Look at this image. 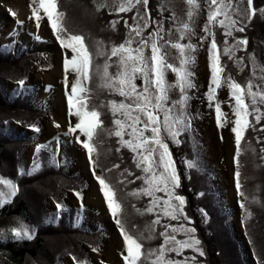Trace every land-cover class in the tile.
Wrapping results in <instances>:
<instances>
[{"label":"snow or ice","instance_id":"6c2138e0","mask_svg":"<svg viewBox=\"0 0 264 264\" xmlns=\"http://www.w3.org/2000/svg\"><path fill=\"white\" fill-rule=\"evenodd\" d=\"M183 2L186 6V19L178 17L175 13L170 17L158 15L156 19H152L149 0H100L95 4L97 12L107 9L110 14H120L135 9V14L131 17V24L128 19L123 20L127 32L122 42L103 45V41H97L95 53L88 47L83 35L69 32L64 23L65 13L59 10L58 0H33L30 5L29 19L35 21L37 30L46 17L52 35L60 49L65 52L63 70L66 89L68 74H75L70 92L66 91L65 96L67 115L75 117L76 122L74 125L69 122L62 135L74 137V140L69 142L79 145L87 154L92 175L99 185V192L123 239V264H201L197 257L205 255L201 241L196 236L197 229L184 223L187 221L188 225H191L192 221L185 212V196L177 192L181 187L182 178L177 172L168 143H180L178 137L191 128L193 116L189 102L193 97L189 95V91L197 88L191 66L196 62L195 53L198 46L207 42V67L210 77L208 90L204 95L209 107L215 102L218 128L228 121L217 100V91L224 87L228 90L231 101L229 106L234 117L231 120V132L234 134L236 157L241 154L245 133L249 129L257 131L256 125L264 121V66L258 65L254 56L249 54L252 74L242 85L231 74H225L226 66L222 63L224 56L233 61L240 71L244 70V58L237 57L236 53L247 49L248 39L234 36L235 32L245 31L241 20L236 18L242 17L239 5L234 4L233 0H203L207 19L202 28L203 35H198L195 24L200 15L201 2ZM246 11L248 20H251L257 11L264 15V7L254 8L253 0H247ZM11 15L15 16L16 13L12 12ZM16 23L21 26L23 24L19 20ZM119 23L118 19L109 22L112 31H118ZM150 25L154 27L150 28ZM217 29H221L223 33L222 49L218 47ZM193 37L199 40V45L191 42ZM35 39L41 38L37 35ZM185 40L188 42L184 43ZM169 49L174 50V53H170ZM100 58H103L102 65L97 62ZM169 73L175 78L172 82L168 79ZM94 78L98 82V89L112 97L99 105L91 102L93 89L90 82ZM18 83L21 88L24 87L23 80ZM173 92H178L176 98H173ZM100 108H106L110 114L109 125H105L102 119L104 114ZM54 126L60 127L59 124ZM32 130L40 131L35 126H32ZM100 130L107 136L116 138L119 145L115 149L117 153H120L121 149H127L132 154V163L139 174H134L125 167L119 174L118 182L125 186L136 181L141 182L139 187L133 188L127 195L137 200L148 198L145 207L137 209L141 215L155 216L147 228V236L144 233L135 236L126 229L121 219L122 204L115 188L103 174H96L99 163L98 159H94V153L98 156L96 142ZM260 131H264V127ZM257 140L259 142V137ZM58 151L59 145L53 150L46 144H37L32 164L27 169L19 167L18 173L31 176L38 172L42 166V152L48 153V163L59 166L55 156ZM259 151L264 159V147ZM184 163L189 170H199L198 160ZM113 167L120 169L119 164H114ZM107 171L110 172L111 169ZM133 176L134 179H127ZM235 179L237 195L248 201L249 197L242 191L239 170L235 172ZM0 186V205L10 203L19 192L17 183L11 178L0 176ZM74 195L82 201L79 191L74 192ZM252 202L259 201L253 196ZM80 206L83 208L82 203ZM239 207L248 217L251 216L245 203L239 202ZM56 210L54 218L58 219L65 208L57 202ZM172 221L177 223L173 224ZM157 226L160 228L158 232ZM9 233L16 241L31 240L34 229L26 223L18 222L17 226L0 230V239H8ZM157 239L162 242L156 247H148L145 251L144 241ZM186 250H190L192 255H185ZM93 251L97 249L93 248ZM80 264H87V261H81Z\"/></svg>","mask_w":264,"mask_h":264},{"label":"trees","instance_id":"16d2710c","mask_svg":"<svg viewBox=\"0 0 264 264\" xmlns=\"http://www.w3.org/2000/svg\"><path fill=\"white\" fill-rule=\"evenodd\" d=\"M99 2L100 0H58L59 10L65 13V24H68L70 20L73 22L72 19L74 18L77 26L75 31H80L78 28L82 30L91 28L87 32L92 30L97 33V36L92 38V44L91 42L86 43L94 53L97 41H103V45H108L110 42H122L127 32L123 20L128 19L129 24H131V17L135 14V9L132 12L120 14L114 12L110 14L107 9H102L100 12L95 9L92 12L91 8ZM200 2V15L196 21L195 30L198 35H203L202 28L207 19V10L203 0H200ZM255 2L256 4L259 3V5H255L256 8H259L258 6L264 7V0H255ZM78 12L80 13L79 16ZM149 12L152 19H156L158 15L170 17L173 14L165 6L164 0H149ZM260 16L263 20L261 24L252 23L247 33L234 35L241 39L247 38L248 45L251 48H253V38L264 39V15ZM113 19L120 21L117 25V32L112 31L109 25V22ZM151 27H154V25H150ZM165 27H167V24ZM81 33L85 35V32ZM221 39H223L222 30L217 29L218 47L219 45L222 46L223 41ZM229 40L231 42V38ZM183 42L187 43L188 41ZM191 42L197 45L200 44L196 37H193ZM258 43L259 46L264 45L263 42ZM204 46H198L195 60ZM246 54L247 52L243 49L236 53L237 57L244 58L243 71H240L233 61L228 60L227 57H222V63L226 66L225 74H231L242 85L245 84L244 77H247L252 70V64ZM5 57H7V61L14 62L16 59L18 61L19 58L20 60L14 62L15 64L0 62V176L13 179L18 185L19 192L16 197L12 198L10 203L1 205L0 222L21 219L34 229V234L31 240L2 241L0 239V258H5L9 264H24L27 259H31L33 264H62V258L68 256L75 264H80L84 260L87 261V264H90L89 251L85 247L90 249L91 252L100 253L106 230L100 227L96 232L90 231L87 234L61 230V228L67 229L66 223L72 218L71 211L65 208L66 196L71 191L73 193L79 191L83 196V191L87 187L84 181L81 180L82 183L77 184L79 179L76 174L69 173L70 164L65 159H62L59 166L48 163L47 152L40 154L43 160L41 169L38 172H34L31 176L18 173L19 167L26 169L20 156L28 146L36 141V137L18 136L9 124L14 122L32 129V126L37 127V121L42 116L30 101L20 103V93L18 92H16V103L5 99L1 92V80L16 81L17 79H24L26 68L31 61L23 51L18 54L0 53V58ZM256 61L258 60L256 59ZM97 62L102 65L103 58H100ZM194 65L196 66V62ZM97 83L95 78L90 82V87L93 89L91 102L94 105H99L101 102L112 98L107 92L98 89ZM195 99L194 96L189 104H192ZM100 111L104 114L102 119L105 121V125H109L110 114L107 113L106 108H100ZM192 126H195V124H191ZM262 127H264V121L256 125L257 131L249 129L245 133V139L242 140V151L238 158L242 191L249 197V200H243V203L251 212V216L248 217L242 209L244 218L241 225L243 237L248 244L255 264H264V159L261 158L262 154L259 151L260 148L264 147V131H260ZM191 130L192 128L187 132L190 138L180 136L178 138L180 143L175 145L170 142L173 147L169 150L177 166V172L182 178L181 187L177 189V192L186 198L185 212L189 220L192 221L190 226L197 229L196 236L200 239L201 247L205 252L203 257L198 256L197 258L201 261V264H251L248 259L250 255L246 251L244 242H242L241 236L234 228L233 212L224 205L217 192L218 189L212 188L211 175L201 167H199V170H189L184 163L185 161L194 160L195 154L197 160L199 156L203 157L204 147L200 145L196 130ZM184 134L186 135V133ZM117 147L119 145L116 143L115 137L107 136L103 130L99 131L96 142L98 156L94 153V159L97 157L99 163L96 168L97 175L103 174L115 188L118 200L122 204L121 219L126 229L135 236H139L141 233L147 236V228L150 222L155 219V216L152 214L141 215L137 211V209L145 207L148 198L137 200L127 195L133 188L139 187L140 181H136L134 184H126V186L118 182L119 174L125 167L133 171L134 174L139 173L132 163V154L127 149H121V152L117 153L115 151ZM173 150L174 152H172ZM114 164H119L120 169L114 168ZM108 169H111V171H107ZM127 179H134V176ZM217 184L216 182L214 186H217ZM33 187L35 189L29 196L27 190ZM250 191H252V194H250ZM33 196L38 197L34 203ZM253 196L259 202H252ZM51 202L55 204L59 202L65 208L58 219H55L48 212ZM171 223L176 224L177 222L172 221ZM184 223L186 224L185 221ZM159 230L160 228L157 226V232ZM160 242L162 241L159 239L151 242L145 240V251L148 247L158 246ZM93 248L97 251H93ZM185 255L190 256L192 253L190 250H186Z\"/></svg>","mask_w":264,"mask_h":264},{"label":"rangeland","instance_id":"374dc122","mask_svg":"<svg viewBox=\"0 0 264 264\" xmlns=\"http://www.w3.org/2000/svg\"><path fill=\"white\" fill-rule=\"evenodd\" d=\"M0 2H2V4H0V16L5 17V18L7 16L6 15L7 9L10 7V5L12 6V8L14 6H16V4H18L20 6L22 5V11L24 13L20 14L19 16H14L16 19L15 23L18 21L17 18H23L24 22L26 23V18L24 16L28 14L27 13L28 12L27 6L29 4L30 5L33 4L30 0H0ZM233 2H234V4L239 5L240 12L242 13V17H236V18L241 20V23L243 24V26L245 28V31H244L245 33H247V30H249L251 28L250 24H252V23L261 24V22L263 20L261 19L262 18L260 16L261 14L258 11L253 16V18L251 20L247 19V11H246L247 0H233ZM164 3H165V6L168 7L172 11V13H175L178 17H180L182 19H186V16H185L186 6H185L183 0H164ZM253 5H254V8H256L255 5H259V3L257 2V4H256L255 0H253ZM258 7L261 8L263 6H258ZM259 8H256V9H259ZM91 10L93 12L95 10V6L92 7ZM79 15H80V13L78 12V16ZM71 18H73V16H71ZM44 19H47V18L44 17ZM72 20H73V22H71V20H70V22L68 24H65L67 29L69 30V32L83 35L86 43L93 41L92 38L97 36V33L93 32L92 30L87 32L91 28L85 29V30L78 28L80 31H78V32L75 31V29L77 28L76 21L74 18ZM5 21L9 22L8 19ZM31 22L33 23L35 21L32 19ZM16 25H17V23H16ZM17 26H19L21 29V32H23L22 31L23 28L20 25H17ZM4 29L5 28H2V32ZM24 29H26V26ZM8 32H10V30L7 29L6 32L3 34V37H1L0 45L2 43L6 42L4 39L8 35ZM81 32H85V35ZM244 32H235L234 35H236L238 33L244 34ZM11 33H12V31L10 32V35H11ZM16 39L21 40L23 45L26 42L29 43L32 41V39L30 41H25V36H23V33L17 34ZM221 40L223 41V39H221ZM253 40H252L253 48H251V46L249 47V45H248L247 49H243V51L247 52L246 57H248V55L251 54L254 56L255 61H256V59L258 60V61H256V63L258 65L264 66V45L263 44L261 46L258 45L259 44L258 42L264 43V39H256V38L254 39L253 38ZM255 40H257L258 42ZM11 41H14V39L12 38ZM37 42L40 43V47L36 48L34 51L44 52V49H45L46 44L48 43V40L39 39V40H37ZM92 43L93 42H91V44ZM219 47H220V45H219ZM51 48H52V46L50 44V49ZM220 48L222 49V46ZM169 52L174 53V50L169 49ZM197 57H198V64H199L198 70L196 68H193V66H191V70L194 74L193 80L197 81L196 83H197L198 93L196 95L193 91L190 90L189 94H190V96L192 95L193 98H194V96L196 98L194 101H192L193 102L192 106H193L194 110L195 111L197 110L201 114L202 117L204 116V119L202 121H201V119H199V122H197L195 124V126L198 129L199 139L203 138V141L207 145L206 151H208L207 156L209 158L206 160L208 162L207 164H204V162L199 159L198 160L199 165L201 168L205 169L211 175L214 184H216V182L218 181V184L215 187L218 189L219 193H220V190L224 191L223 194H225V196H227L226 200H229L228 201L229 205L235 207L237 199L234 197L233 192L231 191V182H232V177H234V170H235V161L233 160V157L231 158L233 149H235L234 134L231 132V126H232L231 120L234 119V117L232 116V113H231V108L229 106L231 101L228 98V90L226 87L219 89L217 91V100L220 102L221 110L226 114V119L228 121L223 127H221L222 130L218 131L217 126L215 125L216 124L215 102L213 103L212 107H209V102L204 95L208 90V83H209L208 78L210 75L209 70L206 69V66H207V48L205 50V47H203V50L201 51V53H199L197 55ZM40 66L41 65H39L38 67H40ZM53 71L51 69H49V70H46V72L43 74L40 73L39 75L34 76L35 82L37 83V84L35 83V85L38 86V90L40 92V94L37 98V101L43 107H45V106L49 107L50 106V99L48 100V95L50 94V91L44 92L41 89L38 81H40V78H42L43 76H45V77L50 76L52 74L51 72H53ZM111 71H115V69H111ZM31 72H32V69H31ZM47 73H51V74L46 75ZM251 74H252V70L247 77H244L245 83H246L247 78L249 76H251ZM259 75H260L259 69H257V76H259ZM43 79H44V77L42 78V80ZM67 79L69 82V92H70L71 82L75 79V74L70 72L67 76ZM168 79L170 82H172V81H174L175 78L171 73H169ZM32 81H34V80H32ZM32 81L29 80L28 84H29V87L34 89V87L32 85ZM138 83H140V82L138 81ZM8 89H11L10 85H8ZM52 93L55 96H59L60 90L54 89L52 91ZM177 95H178V92H173V98H176ZM227 103L229 104L228 106L226 105ZM53 106H54V108H52V110H51L52 114L49 117V118H51L50 120H52L51 124H53V125L59 124L60 127L58 129L67 128L69 122H71L73 125L75 124V122H76L75 117H69L67 115V112H66V115L63 119L64 111H63L62 107L60 106L59 102L57 101V99L56 100L54 99ZM50 120H48V121H50ZM64 123H66V125ZM42 129H43V133H45L46 135L44 137L41 135V137H40L41 139L39 141L40 144H44L43 142L47 141L48 143H50L48 146L53 150H55L57 148V146L59 145V151L56 152V154L57 153L58 154L66 153L69 156L76 159L77 164H74L71 170L75 171L78 169L81 174L84 173V175L82 174V176L87 179L89 189L86 191L87 193L85 192L84 197H83L84 201H86L87 203H84L83 206L85 204L88 205V199L89 198L95 199L96 197L93 194L95 191L93 189V188H95V183L91 180L90 176L87 175L88 172L84 171V166L78 157L77 150L78 149H80L82 151H85V150L82 149L79 145H76L74 143L69 142L71 140H74V137H69V138L65 137L62 139L61 143L59 144L60 139H57V134H56L55 128L51 127L45 121H44V124H42ZM23 130H24L23 128L19 129V131H23ZM44 130H45V132H44ZM220 140L222 141V144L219 142ZM32 152H33V149L31 148V149H29V152L24 156V159H25L27 165H29L31 160H32L31 159V155L33 154ZM63 155H65V154H63ZM56 158H59V157L56 156ZM242 165H244V163H242ZM89 173H90V171H89ZM0 187H2V186H0ZM34 189H35V187L27 190V192L29 193V196L32 194ZM250 194H252V191H250ZM67 197H68L67 198V204L72 208V210L74 212H77L79 210L78 203L73 199L71 194H67ZM36 199H38V197H34L33 203L35 202ZM0 207H1V205H0ZM49 211L50 212L54 211L53 205H50ZM83 211L85 212V214L87 216V218L85 217L86 221L87 222H88V220L90 221L92 228L93 227L96 228L97 225H102L107 231L109 230V232H108L109 238L107 240H105V242H103L104 245H103V249H102L100 255H96V254L91 255L92 264H102V263L103 264H120L119 259L122 260L121 253L123 251V244L121 246L119 239L115 237L117 232H116V228L114 226V223L109 219V217L106 215L105 212L103 214V212H101L99 210H92V209L86 208V207L84 208ZM83 221H84V219H82V222ZM18 222L24 223L23 220H21V219H15L13 221H10V220L1 221L0 222V230L10 229L11 227L17 226ZM185 222H186L187 226H190V225H188L187 221H185ZM83 228L84 229L81 230L82 233L92 231L91 227H89L88 224L83 223ZM115 238H116V241H115ZM178 238H180V236H178ZM117 239H118V242H117ZM6 240L15 241L11 238L10 233H9L8 239H2V241H6ZM110 246L112 247V249H110ZM110 252L112 253V256H110ZM117 256L119 257V259ZM64 261H65V264H72L68 258H64ZM0 264H9V263L6 262L5 258H0ZM24 264H33V262L31 261V259H27V260H25Z\"/></svg>","mask_w":264,"mask_h":264},{"label":"bare ground","instance_id":"6f19581e","mask_svg":"<svg viewBox=\"0 0 264 264\" xmlns=\"http://www.w3.org/2000/svg\"><path fill=\"white\" fill-rule=\"evenodd\" d=\"M26 11V10H25ZM13 12L14 13H16V15L15 16H19L20 14H22V13H24L23 11H22V5L20 6V5H18V4H16V6H14L13 7ZM27 12V11H26ZM28 13V12H27ZM26 13V14H27ZM19 21H22L23 22V24H22V31L23 32H21V29H20V33H23V35L24 36H26L27 35V33H28V31H27V29H24L25 28V26L27 25V20H26V23L24 22V20H23V18H17ZM14 25H16V23L14 22L13 23ZM17 26V25H16ZM19 27V26H18ZM20 28V27H19ZM30 33L31 34H37L38 32H36V31H32V28L30 29ZM205 46V50H206V48H207V43H205L204 44ZM12 48H14V47H12ZM35 52V51H34ZM33 54H35V53H33ZM61 64H62V66H63V60L61 61ZM206 69H208V67L206 66ZM62 76V77H64V75H65V73H64V70L62 69V74H59V67L58 68H56L53 72H52V74L50 75V76H48V77H45L44 76V79L42 80V78H41V80L44 82V85L45 84H48V86H53L54 84H55V81H57V78L59 77V76ZM209 77H210V75H209ZM208 81H209V78H208ZM61 84H59V86L61 85H63L64 84V82H60ZM63 92H64V90H63ZM63 92H61V94L59 95L61 98L59 99V104H60V106L61 107H63V104H62V97H63ZM190 95V94H189ZM192 96V95H191ZM61 109V108H60ZM63 109V108H62ZM191 124H196V121H194V119L192 120V123ZM184 134V133H183ZM192 135V134H191ZM187 138H190V136H189V134L188 133H186V135H185ZM58 138H60V137H58ZM170 142L171 141H168V143H169V148H170V150H171V148L173 147L171 144H170ZM222 144V143H221ZM175 146V145H174ZM177 147H179V146H177ZM204 150H205V152H207L206 151V147L204 146ZM234 150V149H233ZM194 151H195V149H194ZM172 152H174V150L172 151ZM78 157H79V160L81 161V163L83 164V166H84V171L86 172H88V174L87 175H89L90 176V178H91V180H93V175H92V170H90L89 169V171H90V173H89V171H88V168L86 167V164H85V161H84V157H83V155L79 152L78 153ZM95 159H97V157L95 158ZM79 161V162H80ZM71 164H77L76 163V159L75 158H73V157H71ZM177 164V163H176ZM176 168H177V166H176ZM78 170V169H77ZM83 175H84V173H82ZM78 179H79V177H78ZM82 182H81V180L79 179V181H78V183L77 184H81ZM217 183H218V181H217ZM84 184H86V186H88V182H87V179L86 178H84ZM95 191H94V196L96 197V199H88V205L86 204V207H88V208H90V209H92V210H99V211H101V212H103V214H104V212H105V210H104V206H106L103 202H102V200H101V197L98 195V193H97V190H96V186H95V188H93ZM232 192H233V190H232ZM233 195H234V197L237 199V201H240L241 200V198H239L237 195H236V193L235 192H233ZM225 199H226V197L227 196H225V194H223L222 195ZM241 197V196H240ZM91 200V201H90ZM223 201V200H222ZM227 201H229V200H227ZM87 203V202H86ZM224 203V202H223ZM225 205V204H224ZM230 208H232V206H230ZM235 212V213H234ZM237 213V210H236V208H233V222H234V228L237 230V228H236V222H237V218H236V216H235V214ZM85 217L87 218V216H86V214H85V212H83L82 214H77V215H75V216H73L67 223H66V228L67 229H64V228H61V230H69V231H78V232H81V230H83L84 228H83V223L84 224H88L89 225V227H91V229H93L92 228V226H91V224H90V221L88 220V222L86 221V219H85ZM82 219H84V221L82 222ZM50 224H52V223H50ZM54 224V223H53ZM109 230L108 231H106V236H108L109 235ZM87 233H89V232H85V234H87ZM115 237L116 238H119L118 237V235L116 234L115 235ZM116 238H115V241H116ZM117 242H118V239H117ZM243 242V241H242ZM247 245V244H246ZM110 249H112V247L110 246ZM109 249V250H110ZM111 251V250H110ZM109 252V251H108ZM250 255V254H249ZM110 256H112V253L110 252Z\"/></svg>","mask_w":264,"mask_h":264}]
</instances>
